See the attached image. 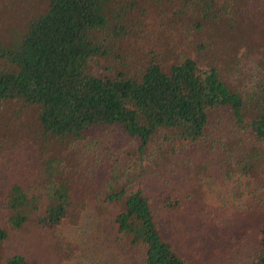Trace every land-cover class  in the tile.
<instances>
[{"label": "trees", "instance_id": "1", "mask_svg": "<svg viewBox=\"0 0 264 264\" xmlns=\"http://www.w3.org/2000/svg\"><path fill=\"white\" fill-rule=\"evenodd\" d=\"M47 2L17 45L0 47V106L35 114L23 161L0 138V264H28L5 246L32 218L54 229L108 209L129 264H191L154 200L181 219L185 198L221 186L251 200L210 207L209 224L229 223L240 243L258 216L254 249L238 254L264 264V0Z\"/></svg>", "mask_w": 264, "mask_h": 264}, {"label": "rangeland", "instance_id": "2", "mask_svg": "<svg viewBox=\"0 0 264 264\" xmlns=\"http://www.w3.org/2000/svg\"><path fill=\"white\" fill-rule=\"evenodd\" d=\"M47 7V0H0V47L9 46L10 48L17 45L20 37L27 32L29 24L37 16L43 14ZM154 50L152 48L153 52ZM131 66L134 71L137 70L138 59ZM20 110L13 106H0V138L4 135H1L4 130H6L7 136L8 133L11 135L7 139L4 149L8 156L10 154L14 155L18 148L26 144L25 141L20 139V136L27 131L26 126L34 119L35 114L32 109ZM25 136L27 137V132ZM128 143L132 144L129 141ZM104 146H108V144H104ZM11 149L15 150L11 151ZM15 153L17 159L23 161L20 157L21 151ZM130 181L134 182V179L131 178ZM151 182H156V180ZM0 186L4 187L1 181ZM205 191L204 197H199L197 201L194 197L191 200L185 198L184 203L188 204L187 211L189 214L186 217L183 215L181 219L177 218L176 213L162 211L164 203L161 199L163 197L161 199L155 198L154 202L160 208L158 221L164 234L172 243L177 241L175 246L181 249L183 257L191 264H245L244 260L242 262L244 255L241 256L242 253L238 254V247L243 243L242 247L254 249L252 241L255 227L258 226L259 228V223L257 224L259 221L258 216L254 217L253 213H250L254 219V221L249 219L248 222L253 223L252 232L238 243L239 238L231 237L238 235L239 230L236 231L229 223L228 225L231 228L229 226L224 228L223 226H211L209 224L211 221L207 218L209 211H206L212 207L215 212H218V208L226 201H231L227 203L228 206L233 207L232 209L244 208L251 199L246 193L241 201L232 202V200H229L230 197L227 196L228 189H226V186L220 188L205 187ZM197 193L200 192L197 190ZM232 209L229 208V211L232 212ZM244 211L247 210L244 209ZM116 212L115 209H108L103 214L95 212L92 220H83L79 217V214H75L72 219L67 221L66 225L54 229L40 226L36 217H34L26 227L12 235L5 246V253L21 254L27 259L28 264H120L126 256L127 248H124L126 241L121 240L122 235L118 233L116 228ZM233 214V212L226 213L225 211L227 217L230 216L231 218ZM189 216H193V219ZM242 217L246 219L245 215ZM197 218L199 220L196 224H191L188 221ZM205 222H208V224ZM248 228L249 226H244L241 232ZM217 232L222 235V240L216 237ZM214 235L218 239L215 242L213 241ZM223 235H226L228 239L224 238ZM251 236L252 241H249L248 239ZM229 249H231V252ZM246 251L248 250L245 249L244 252ZM128 255L125 260L129 264ZM232 255L234 260H232Z\"/></svg>", "mask_w": 264, "mask_h": 264}]
</instances>
